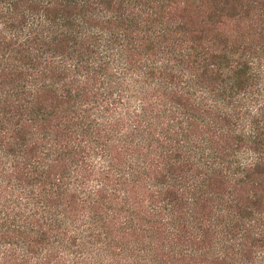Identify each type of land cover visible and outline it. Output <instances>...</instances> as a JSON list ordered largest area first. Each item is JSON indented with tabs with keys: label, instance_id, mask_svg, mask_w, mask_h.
<instances>
[{
	"label": "trees",
	"instance_id": "trees-1",
	"mask_svg": "<svg viewBox=\"0 0 264 264\" xmlns=\"http://www.w3.org/2000/svg\"><path fill=\"white\" fill-rule=\"evenodd\" d=\"M0 264H264V0H0Z\"/></svg>",
	"mask_w": 264,
	"mask_h": 264
}]
</instances>
